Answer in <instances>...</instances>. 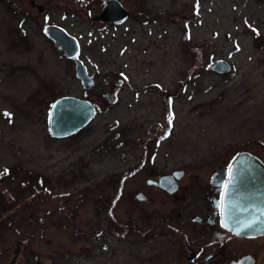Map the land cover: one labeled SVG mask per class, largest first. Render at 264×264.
Returning a JSON list of instances; mask_svg holds the SVG:
<instances>
[{
	"label": "rangeland",
	"instance_id": "obj_1",
	"mask_svg": "<svg viewBox=\"0 0 264 264\" xmlns=\"http://www.w3.org/2000/svg\"><path fill=\"white\" fill-rule=\"evenodd\" d=\"M34 1L43 10L0 0V173L10 170L0 182V264H157L152 242L132 232L133 184L112 206L118 189L102 182L142 150L137 134L165 120L160 90L178 93L160 151L264 135V0H120L135 17L118 26L94 20L105 0H86L88 10L81 0ZM53 25L79 40L94 89L46 35ZM220 60L232 71L214 72ZM63 96L101 111L58 139L48 118ZM40 188L53 195L35 199Z\"/></svg>",
	"mask_w": 264,
	"mask_h": 264
},
{
	"label": "flooded vegetation",
	"instance_id": "obj_2",
	"mask_svg": "<svg viewBox=\"0 0 264 264\" xmlns=\"http://www.w3.org/2000/svg\"><path fill=\"white\" fill-rule=\"evenodd\" d=\"M133 17L135 13L130 12L120 23L105 24L118 26ZM160 92L165 120L136 135L133 141L142 150L128 152L133 160L102 185L114 186L124 195L133 184L132 232L138 243L152 242L157 264H264V233L240 235L222 224L225 215H221L222 186L231 178L229 168L245 155L264 164V135L237 139L235 133L221 148L206 146L202 140L196 152L160 151L175 130L172 100L178 98L177 91Z\"/></svg>",
	"mask_w": 264,
	"mask_h": 264
},
{
	"label": "water",
	"instance_id": "obj_3",
	"mask_svg": "<svg viewBox=\"0 0 264 264\" xmlns=\"http://www.w3.org/2000/svg\"><path fill=\"white\" fill-rule=\"evenodd\" d=\"M33 6L36 5L31 0ZM43 10L42 6H38ZM130 12L119 0H108L101 12L94 17L95 21L116 24L125 20ZM46 35L55 42L68 59L74 60L76 77L86 90L95 86L96 81L90 75L89 68L79 58L81 51L79 40L65 29L53 25L47 28ZM212 70L226 74L231 70L228 62H216ZM113 102L111 94L106 96ZM51 107L49 115V130L54 138H66L87 127L97 115L94 104L73 96L58 98ZM52 105V106H53ZM232 183L225 201V223L233 232L240 235L264 233V164L251 156L240 157L232 168ZM229 215L232 219H229ZM248 221H255L252 228H242Z\"/></svg>",
	"mask_w": 264,
	"mask_h": 264
},
{
	"label": "trees",
	"instance_id": "obj_4",
	"mask_svg": "<svg viewBox=\"0 0 264 264\" xmlns=\"http://www.w3.org/2000/svg\"><path fill=\"white\" fill-rule=\"evenodd\" d=\"M82 2H85V8L84 9H86V10H88L89 9V6H90V3H86V0H81ZM57 100V99H56ZM55 100V101H56ZM54 101V102H55ZM54 102H51V107H52V105H53V103ZM93 103V102H92ZM94 104V103H93ZM94 106L95 107H97L98 108V111L100 112L101 111V109L98 107V105H95L94 104ZM51 107H50V110H51ZM49 115H50V111H49ZM48 121H49V118H48ZM8 170V169H7ZM10 173V170H8L7 171V173L5 174V172H2V173H0V182L1 181H3L4 179H6L7 177H8V174ZM45 183V181H44V179L42 178V177H40V184H39V186H41L42 185V183ZM42 186H46L45 184H43ZM41 186V187H42ZM35 187V186H34ZM36 189V188H35ZM36 191H38L39 192V195L37 196L35 193H32V195H35V199L38 197L39 198V200H40V198H42L41 200H43V198L44 197H46V196H51V195H53V194H51V193H49V192H46V191H44L43 190V188H40L39 190H36ZM122 195V192L120 191V190H117V193L115 194V198L113 197V200H112V206H115L116 204H117V202L119 201V199H120V196ZM69 196H71V195H69ZM67 200H68V198H66ZM24 218L25 217H27V215L26 216H23Z\"/></svg>",
	"mask_w": 264,
	"mask_h": 264
},
{
	"label": "snow or ice",
	"instance_id": "obj_5",
	"mask_svg": "<svg viewBox=\"0 0 264 264\" xmlns=\"http://www.w3.org/2000/svg\"><path fill=\"white\" fill-rule=\"evenodd\" d=\"M169 103L171 104V101H169ZM53 108H55L56 107V105H53L52 106ZM5 115L6 116H11V114L10 113H5ZM171 123H172V120H171V118L169 119V125H171ZM7 169H5V174L7 173ZM232 172H233V170L231 169V167L229 168V176L230 177H232ZM232 183V180L230 179L229 180V182L228 183H225L222 187H223V191L221 192V215L223 216V215H225V201H226V198H227V193L229 192V184H231ZM229 219H232V216L231 215H229V217H228ZM254 223H255V221H248V222H246V223H244L243 225H242V228H252L253 227V225H254ZM222 224L224 225V226H226L227 227V223H225L224 221H222Z\"/></svg>",
	"mask_w": 264,
	"mask_h": 264
}]
</instances>
